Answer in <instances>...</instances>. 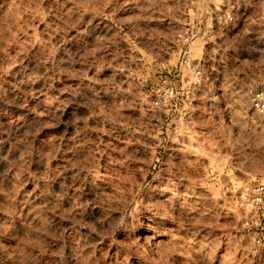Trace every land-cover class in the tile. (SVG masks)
Instances as JSON below:
<instances>
[{
    "label": "clouds",
    "instance_id": "obj_1",
    "mask_svg": "<svg viewBox=\"0 0 264 264\" xmlns=\"http://www.w3.org/2000/svg\"><path fill=\"white\" fill-rule=\"evenodd\" d=\"M0 264H264V0H0Z\"/></svg>",
    "mask_w": 264,
    "mask_h": 264
}]
</instances>
